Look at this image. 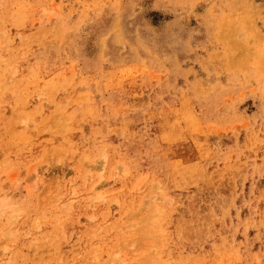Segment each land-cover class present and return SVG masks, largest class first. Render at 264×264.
<instances>
[{"label":"rangeland","instance_id":"1","mask_svg":"<svg viewBox=\"0 0 264 264\" xmlns=\"http://www.w3.org/2000/svg\"><path fill=\"white\" fill-rule=\"evenodd\" d=\"M264 264V0H0V264Z\"/></svg>","mask_w":264,"mask_h":264},{"label":"bare ground","instance_id":"2","mask_svg":"<svg viewBox=\"0 0 264 264\" xmlns=\"http://www.w3.org/2000/svg\"><path fill=\"white\" fill-rule=\"evenodd\" d=\"M151 264V263H150Z\"/></svg>","mask_w":264,"mask_h":264}]
</instances>
